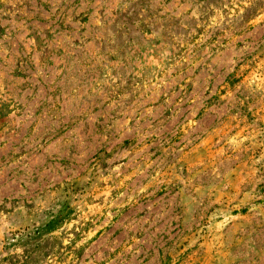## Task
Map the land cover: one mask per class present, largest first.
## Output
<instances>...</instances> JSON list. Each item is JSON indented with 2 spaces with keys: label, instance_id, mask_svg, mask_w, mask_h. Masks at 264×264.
I'll list each match as a JSON object with an SVG mask.
<instances>
[{
  "label": "rangeland",
  "instance_id": "rangeland-1",
  "mask_svg": "<svg viewBox=\"0 0 264 264\" xmlns=\"http://www.w3.org/2000/svg\"><path fill=\"white\" fill-rule=\"evenodd\" d=\"M0 264H264V0H0Z\"/></svg>",
  "mask_w": 264,
  "mask_h": 264
},
{
  "label": "trees",
  "instance_id": "trees-1",
  "mask_svg": "<svg viewBox=\"0 0 264 264\" xmlns=\"http://www.w3.org/2000/svg\"><path fill=\"white\" fill-rule=\"evenodd\" d=\"M64 218H63V216H56V217H54V218H52L50 221H48L46 224H45V226H44V228H47V229H53V228H55L56 226H58L61 222H62V220H63Z\"/></svg>",
  "mask_w": 264,
  "mask_h": 264
}]
</instances>
